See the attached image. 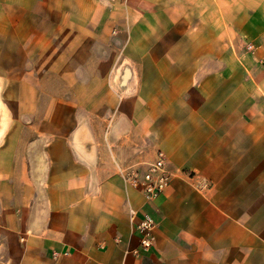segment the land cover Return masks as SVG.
<instances>
[{
	"label": "crops",
	"instance_id": "1",
	"mask_svg": "<svg viewBox=\"0 0 264 264\" xmlns=\"http://www.w3.org/2000/svg\"><path fill=\"white\" fill-rule=\"evenodd\" d=\"M0 264H264V0H0Z\"/></svg>",
	"mask_w": 264,
	"mask_h": 264
},
{
	"label": "built area",
	"instance_id": "2",
	"mask_svg": "<svg viewBox=\"0 0 264 264\" xmlns=\"http://www.w3.org/2000/svg\"><path fill=\"white\" fill-rule=\"evenodd\" d=\"M127 182L138 190L144 192L149 202L158 199L171 185L172 175L167 170L166 158L162 152L158 159L150 164L146 171L132 170L125 173ZM141 233V245L149 250L154 246V232L156 223L146 217L138 225Z\"/></svg>",
	"mask_w": 264,
	"mask_h": 264
}]
</instances>
